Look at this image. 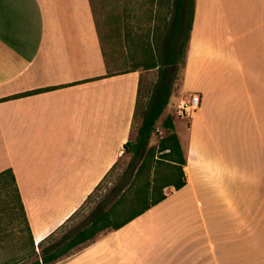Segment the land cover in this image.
Returning <instances> with one entry per match:
<instances>
[{
	"label": "crops",
	"instance_id": "1",
	"mask_svg": "<svg viewBox=\"0 0 264 264\" xmlns=\"http://www.w3.org/2000/svg\"><path fill=\"white\" fill-rule=\"evenodd\" d=\"M107 71L90 0H0V172L37 251L131 138L140 74ZM180 90L184 187L56 264H264V0L195 1Z\"/></svg>",
	"mask_w": 264,
	"mask_h": 264
},
{
	"label": "trees",
	"instance_id": "2",
	"mask_svg": "<svg viewBox=\"0 0 264 264\" xmlns=\"http://www.w3.org/2000/svg\"><path fill=\"white\" fill-rule=\"evenodd\" d=\"M195 1H127L124 33L127 37L137 34L136 41H133L136 46L129 45V55L135 65L128 70L109 71L103 47L102 51L108 75L130 71L140 74L131 138L124 145V153L130 150L137 161L129 163L123 176L113 182L121 159L115 162L79 208L38 243V251L14 173L12 169L0 172V234L5 231L1 220L6 218L22 235L15 243L17 252L13 257L0 258V264H56L162 202L170 192L165 189L184 187L187 181L184 171L186 152L175 132L173 115L168 114L161 123L166 134L159 136L156 143L150 142L158 135V122L169 104L179 72L182 71V78L184 75ZM90 3L92 7L91 0ZM131 19L135 21L131 22ZM96 28L102 46L97 23ZM152 69H157L158 78L145 94L143 71Z\"/></svg>",
	"mask_w": 264,
	"mask_h": 264
},
{
	"label": "rangeland",
	"instance_id": "3",
	"mask_svg": "<svg viewBox=\"0 0 264 264\" xmlns=\"http://www.w3.org/2000/svg\"><path fill=\"white\" fill-rule=\"evenodd\" d=\"M127 1L128 0H91L109 71L116 72L120 70H128L135 65L134 60L131 59V56L129 55L131 50L129 45H131L132 48L136 46L133 41H136L137 34L133 33L132 36L127 37L124 33V27L127 23ZM132 21H135V19H131V22ZM157 78V69L143 71V85L145 94L147 93V89L151 88L155 84ZM181 79L182 71L179 72L178 77L174 82L173 92L169 104L164 109L158 122V135L153 136L150 142L151 144L156 143L159 136H164L166 134L161 127V123L168 114L173 115L175 118L179 132L181 131L182 122L186 125L189 120L187 117H179L176 114V106L178 102L180 99L185 97L182 95L180 90L182 82ZM137 127L138 123L134 126L133 137H135ZM132 156L133 155L130 150L123 154V157L120 160L118 168L114 174L113 182L117 181L123 176L129 163H135L137 161V159L134 160ZM81 218H83V216L79 217L76 221H81ZM1 222L5 228V231L0 234V254H8L10 252L14 254L17 252V250H15V243L22 235L17 232L15 227L16 225L13 222H10L6 218L1 220ZM6 251H8V253H6Z\"/></svg>",
	"mask_w": 264,
	"mask_h": 264
},
{
	"label": "built area",
	"instance_id": "4",
	"mask_svg": "<svg viewBox=\"0 0 264 264\" xmlns=\"http://www.w3.org/2000/svg\"><path fill=\"white\" fill-rule=\"evenodd\" d=\"M201 98L198 93H190L180 99L176 106V114L179 117L190 118L200 107Z\"/></svg>",
	"mask_w": 264,
	"mask_h": 264
}]
</instances>
